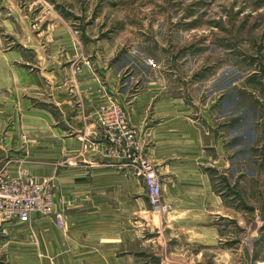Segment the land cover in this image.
Segmentation results:
<instances>
[{"label": "rangeland", "instance_id": "obj_1", "mask_svg": "<svg viewBox=\"0 0 264 264\" xmlns=\"http://www.w3.org/2000/svg\"><path fill=\"white\" fill-rule=\"evenodd\" d=\"M0 53L38 84L68 83L71 98L94 81L98 109L110 101L122 108L104 89L110 82L122 95L126 86L164 82L196 104L199 125L227 139L229 168L209 173L228 211L210 221L170 217L156 164L145 152L131 156L155 168L160 205L149 203L145 182L131 173L147 196L148 227L134 229L132 248L116 251L118 261L264 264V0H0ZM2 236L0 264H24ZM97 254L86 262L110 263Z\"/></svg>", "mask_w": 264, "mask_h": 264}, {"label": "crops", "instance_id": "obj_2", "mask_svg": "<svg viewBox=\"0 0 264 264\" xmlns=\"http://www.w3.org/2000/svg\"><path fill=\"white\" fill-rule=\"evenodd\" d=\"M67 86L62 81L38 84L11 68L0 53V176L48 182L62 214L60 227L35 216L31 225L1 228L8 238L2 245L17 262L24 256V264H41L42 258L47 264L93 263L94 251L108 264H125L116 251L132 248L134 229L148 227L147 196L124 168L118 147L106 133L100 135V86L82 82L76 98ZM107 86L135 131L137 150L156 164L169 216L190 224L225 217L228 209L213 189L209 170L229 168L228 142L199 125L196 104L160 81L135 91L126 86L124 95L113 82Z\"/></svg>", "mask_w": 264, "mask_h": 264}, {"label": "built area", "instance_id": "obj_3", "mask_svg": "<svg viewBox=\"0 0 264 264\" xmlns=\"http://www.w3.org/2000/svg\"><path fill=\"white\" fill-rule=\"evenodd\" d=\"M98 116L99 126L122 153L124 167L145 182L149 203L159 208L161 184L155 168L145 159H130L138 150L125 111L110 101L99 107ZM35 216L48 218L57 227L62 225V214L55 209L49 183L0 176V229L31 225Z\"/></svg>", "mask_w": 264, "mask_h": 264}]
</instances>
